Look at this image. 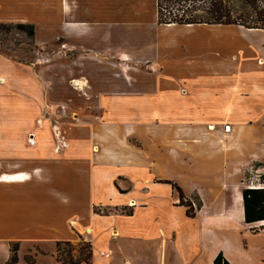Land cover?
Masks as SVG:
<instances>
[{
	"label": "crops",
	"instance_id": "crops-1",
	"mask_svg": "<svg viewBox=\"0 0 264 264\" xmlns=\"http://www.w3.org/2000/svg\"><path fill=\"white\" fill-rule=\"evenodd\" d=\"M156 2L0 0V22L32 24L39 50L48 45L54 48L46 54H79L60 67L48 65L41 82L40 66L16 65L0 51V264L12 241L16 264H27L29 247L61 264L55 242L79 235L91 243L89 264H133L124 239L154 236L161 238L159 262L142 250L138 264H166V247L182 264H214L218 252L230 264H264V219L245 222L241 196L243 188H264L243 180L264 160V44L241 39L240 30L264 29L159 24ZM23 67L30 68L25 77ZM245 88L261 94L256 116L240 100ZM57 100L79 107L82 120L65 131V147L55 148L47 127L37 131V145H24L41 106L45 112ZM89 106L97 116L88 115ZM167 165H183L198 178L162 173ZM155 177L195 191L200 213L205 204L211 209L199 218L180 215L168 207L177 198L173 188ZM94 205L131 206L132 214L96 213ZM162 212L194 226L180 233ZM44 255L37 253L36 263Z\"/></svg>",
	"mask_w": 264,
	"mask_h": 264
},
{
	"label": "rangeland",
	"instance_id": "rangeland-1",
	"mask_svg": "<svg viewBox=\"0 0 264 264\" xmlns=\"http://www.w3.org/2000/svg\"><path fill=\"white\" fill-rule=\"evenodd\" d=\"M240 30H241V34H242L241 39L245 38L247 41L252 42L258 48L261 47L262 43L264 44V31L245 30V29H240ZM231 33L235 37L239 36L233 30L231 31ZM241 36H239L238 38H240ZM60 41L57 42L58 43L57 46L62 47V44H61L62 42H60ZM51 48H54V46L48 47V45H46L45 48H41L39 50V48L33 44V41L24 32L20 31L19 29L15 28V27H7V28H1L0 29V51L5 53V55H8L9 57H11V59L13 60V62L16 65H19V62H22V63H26V64L31 63L33 65V67H35V69H37L38 66H40L38 73L41 75V77H40L41 82L45 80V78L42 76L45 75L46 71H48V69H47L48 65H58L60 67V64L70 62L71 59L77 60L78 59L77 57H79V54H46L48 49H51ZM235 50L237 51L238 57H240L239 50L237 48ZM261 53L264 54V47L261 49ZM23 68H24L23 70H24V77H25L27 75L26 72L27 71L30 72L29 71L30 68H28V69L26 67H23ZM34 71L37 72V70H34ZM73 79L74 78H71V79L69 78L68 82H71V81L73 82ZM85 82L86 81H84L82 83L84 86H85ZM43 83L45 84V87L47 88V84L45 82H43ZM59 83H61V85H62V83H63L62 80L58 79V81L56 83L57 89H58ZM241 92H242V95H239V97H241L240 100L243 104L244 109H246L245 111L247 113L249 112V114L251 116H256V114L261 110V108H260L261 106L258 105L256 98H258V94L259 95L262 94L264 96V90L261 91V94L257 90H254V89L250 90V88L249 89L245 88V90L241 91ZM78 93H79V95H83L84 97H86V94L84 95L83 91L81 89H80V91H78ZM74 97H76L75 103L79 104V102H80L79 96L77 97L75 95ZM44 106H45L44 104L41 106V115L39 117V121L34 123L35 127L33 129H30L27 131L26 136L23 140V143L26 146L37 145L38 139H39V141H41V138H38L37 131H43V130H46L47 128H49L55 136V139H54L55 148L62 149L67 144V142L65 143V140H66L65 131H68L69 127H71L72 124H74V123L77 124L80 121H82L79 118H77V110L79 107H76L75 104H71L69 106V105H66L65 103H62L61 101L59 102L58 100L55 102H52V103H47V107H46L45 112L42 111L43 108H45ZM86 109L89 110L88 115L97 116V111L95 110L96 108L89 106ZM86 114H87V112H86ZM215 127H217V126H215ZM209 128L211 129L212 126H210ZM224 129L229 131L228 124L225 126ZM8 130L10 131L11 129L8 128ZM35 132H36V135H35L36 137L33 136ZM227 136H229V135H227ZM131 141L134 142L137 146H141L139 139L131 138ZM221 143L225 144L224 141H221ZM11 153H12V150H10L7 153V155L9 156ZM23 155H25V154H23ZM16 156L17 157L22 156L20 149L18 150V154H16ZM175 167H179V164L177 163L175 165ZM254 167H258L256 169L259 171H256ZM161 172L162 173H170V174L175 173L179 176L185 175V177H187L189 179H197L198 178L195 176H191L192 174L196 175L195 172H193L192 174L189 175L188 172L186 171L185 166H183V165H181L180 168H177V169L176 168L171 169L170 166L167 165V166H165V168H163L161 170ZM256 174H258V175H256ZM153 179H154V181H157V182H164V180H165V178H160V177H155ZM168 179H166V180H168ZM243 180H246L247 182H249V181H254V182L260 181V182H262L264 180V160L260 161V162H255L253 168H251V169H249V171H247L246 176H245V178H243ZM170 181L174 182L175 184H177L182 189L184 197H185L184 201L189 200L190 202H192L193 208H195V205L197 203V198L200 199L199 195L195 191H193V192L186 191L181 186V184L175 180L170 179ZM172 191L175 192V194L177 195V198L176 197L174 198V200H175L174 202L168 203V207L169 208L174 207L175 212H178L180 215H183L184 207L181 205H178V202H179L178 193H177V191H175V189H173ZM147 205L150 206L149 208L151 210H153V207L155 206V205L150 204V203ZM177 206H181V207H177ZM210 206L211 205L205 204L203 209H202L203 211L201 213L198 210L196 211V216L198 218L202 217L205 211L207 212V210L211 209ZM96 207L102 209L105 206L99 205ZM116 207H117V212L122 213V211H121L122 207H126V209H129L131 206L129 207L126 205H122V206H116ZM96 213H103V211L100 210V212H96ZM162 216H164V217H161L162 220H165L167 223L170 222L171 225L174 226L175 229L178 230L180 233L181 232L187 233L188 230L192 229L194 226L191 223H187L185 221H182L177 214H173V217H172L170 212H162ZM82 237L84 238V240H87L84 236H82ZM172 237L174 238V235H172ZM78 240H79V237L73 243H76ZM124 240L126 241V244H127L128 254L132 255V257H133L132 258L133 264H138L135 261V257L137 254L141 253L142 250H146V251L151 252V254H153V257L155 259L157 258V260L159 262V251H160V247H161V242H160L161 238L160 237L154 236V237H150V239L149 238L148 239L142 238V239H138V240H130V238L126 237ZM32 248L33 247H29L24 252V256L26 254H30L34 257V262L32 264L36 263L37 253L45 254V255L43 256L44 259H40L36 264H52L51 262H49L47 253L41 252L39 250L34 251ZM166 249H167L166 256H165L166 264H182V263H180L179 259H177V261H176V256H175V253L173 251V248L171 250V248L166 247ZM22 250H21V252H22ZM22 261H25V259H22ZM175 261H176V263H175ZM111 264H119V262L117 259H114ZM151 264H153V263H151ZM157 264H159V263H157Z\"/></svg>",
	"mask_w": 264,
	"mask_h": 264
},
{
	"label": "trees",
	"instance_id": "trees-1",
	"mask_svg": "<svg viewBox=\"0 0 264 264\" xmlns=\"http://www.w3.org/2000/svg\"><path fill=\"white\" fill-rule=\"evenodd\" d=\"M157 22L167 23H207V24H232L245 28L264 29V0H157ZM15 27L24 32L31 40L34 35V26L30 23H3L0 22V29ZM171 187L178 193V205L184 207V214L187 217H194L200 209L202 202L197 198L195 208L189 200L184 201L182 189L171 182ZM264 183V180L262 181ZM243 214L245 222H252L264 219V188H243L241 190ZM95 212L103 211L104 214L116 210L109 207L102 209L93 207ZM122 213L132 214V208H121ZM18 242L9 243V255L2 264H16ZM92 248L89 240L79 235V240L73 243L69 240H58L55 242V259L61 264L90 263ZM24 259L27 264L34 262V257L26 254ZM214 264H230L221 252H218L213 259Z\"/></svg>",
	"mask_w": 264,
	"mask_h": 264
},
{
	"label": "bare ground",
	"instance_id": "bare-ground-1",
	"mask_svg": "<svg viewBox=\"0 0 264 264\" xmlns=\"http://www.w3.org/2000/svg\"><path fill=\"white\" fill-rule=\"evenodd\" d=\"M226 130V129H225ZM113 234H116L115 232H113Z\"/></svg>",
	"mask_w": 264,
	"mask_h": 264
}]
</instances>
